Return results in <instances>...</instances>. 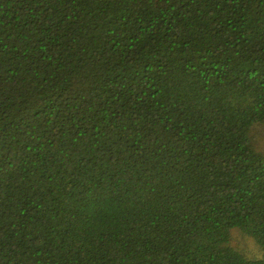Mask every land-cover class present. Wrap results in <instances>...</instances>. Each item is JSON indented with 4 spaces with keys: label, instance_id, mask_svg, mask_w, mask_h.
<instances>
[{
    "label": "trees",
    "instance_id": "trees-1",
    "mask_svg": "<svg viewBox=\"0 0 264 264\" xmlns=\"http://www.w3.org/2000/svg\"><path fill=\"white\" fill-rule=\"evenodd\" d=\"M263 131L264 0H0V264H264Z\"/></svg>",
    "mask_w": 264,
    "mask_h": 264
},
{
    "label": "rangeland",
    "instance_id": "rangeland-1",
    "mask_svg": "<svg viewBox=\"0 0 264 264\" xmlns=\"http://www.w3.org/2000/svg\"><path fill=\"white\" fill-rule=\"evenodd\" d=\"M262 133H264V131ZM262 135H264V134H262ZM258 139L259 140H258V148H257V150L264 154V136L259 137ZM255 144H257V142ZM245 249L248 250L247 253H249V254H256V248L254 246H252L251 244H249V247H246Z\"/></svg>",
    "mask_w": 264,
    "mask_h": 264
}]
</instances>
